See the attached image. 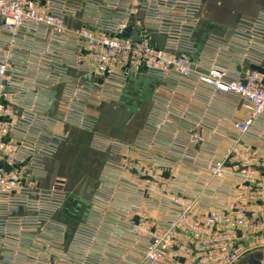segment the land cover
<instances>
[{
  "label": "built area",
  "instance_id": "built-area-1",
  "mask_svg": "<svg viewBox=\"0 0 264 264\" xmlns=\"http://www.w3.org/2000/svg\"><path fill=\"white\" fill-rule=\"evenodd\" d=\"M199 8L0 0V264H247L264 251V10L198 54ZM129 75L161 84L131 141L93 136L119 156L64 242L65 187L41 185L64 137L54 128L92 130L90 105Z\"/></svg>",
  "mask_w": 264,
  "mask_h": 264
},
{
  "label": "crops",
  "instance_id": "crops-1",
  "mask_svg": "<svg viewBox=\"0 0 264 264\" xmlns=\"http://www.w3.org/2000/svg\"><path fill=\"white\" fill-rule=\"evenodd\" d=\"M263 10L264 0H200L198 20L192 36L198 54L204 52V45L209 38L231 39L240 23L255 19ZM67 22L72 24L71 21ZM247 68L249 64L243 62L236 71L240 70L238 75H242ZM260 68L264 73V57ZM160 84L159 78L129 75L117 98H101L99 104L90 105L89 110L97 115L92 130L63 124L54 128L64 137L58 142L56 151L43 160L46 177L41 185L48 187L59 180L65 187L66 196L54 214V220L65 227L64 242L70 240L75 228L87 218L91 199L105 166L119 156L114 151L92 148L93 136L119 142L131 141L142 126L152 106L153 93ZM241 105H237L238 116L244 114ZM257 144L264 146V138L258 139ZM66 207L76 217L68 219L73 225L71 233H68L64 224ZM66 233L69 238H66ZM254 254H258L264 264V251H256ZM240 263H245V258Z\"/></svg>",
  "mask_w": 264,
  "mask_h": 264
},
{
  "label": "rangeland",
  "instance_id": "rangeland-1",
  "mask_svg": "<svg viewBox=\"0 0 264 264\" xmlns=\"http://www.w3.org/2000/svg\"><path fill=\"white\" fill-rule=\"evenodd\" d=\"M64 218H65L64 224L67 226V231H68V233H71L73 225H72V223H70L68 221V219L73 220V219H76V217H75V215H73V212L71 210L67 209V207L64 208ZM68 233H66V236ZM66 238H69V237L67 236ZM239 264H241V263H239Z\"/></svg>",
  "mask_w": 264,
  "mask_h": 264
},
{
  "label": "water",
  "instance_id": "water-1",
  "mask_svg": "<svg viewBox=\"0 0 264 264\" xmlns=\"http://www.w3.org/2000/svg\"><path fill=\"white\" fill-rule=\"evenodd\" d=\"M129 31H130V28L128 27L125 30V32L122 33V36H127ZM256 68L261 71L260 67H256ZM247 264H261L260 257L258 256V254L249 255L247 259Z\"/></svg>",
  "mask_w": 264,
  "mask_h": 264
}]
</instances>
